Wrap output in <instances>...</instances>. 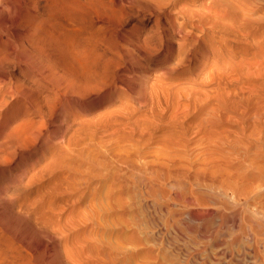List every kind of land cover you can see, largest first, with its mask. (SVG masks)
<instances>
[{
    "label": "rangeland",
    "instance_id": "rangeland-1",
    "mask_svg": "<svg viewBox=\"0 0 264 264\" xmlns=\"http://www.w3.org/2000/svg\"><path fill=\"white\" fill-rule=\"evenodd\" d=\"M15 17L0 264H264V0H0L4 38Z\"/></svg>",
    "mask_w": 264,
    "mask_h": 264
},
{
    "label": "bare ground",
    "instance_id": "bare-ground-1",
    "mask_svg": "<svg viewBox=\"0 0 264 264\" xmlns=\"http://www.w3.org/2000/svg\"><path fill=\"white\" fill-rule=\"evenodd\" d=\"M15 18L12 37L8 35L4 38L3 32L0 31V76L8 78L6 73L11 62L14 63L18 74L17 77H11L6 82L0 79V159L3 158L4 161L8 160V150H11V155L14 152L15 157L20 158L22 155L23 126L20 123L22 113L4 112L9 97H14L20 105L24 95V84L20 77H23L24 58L27 54L25 55L22 42V22L19 18ZM242 22L245 27L250 24L251 19L246 18ZM10 123H14L11 130H9Z\"/></svg>",
    "mask_w": 264,
    "mask_h": 264
}]
</instances>
